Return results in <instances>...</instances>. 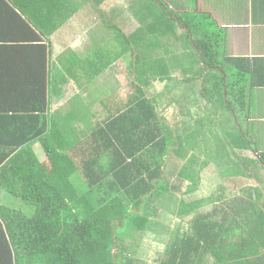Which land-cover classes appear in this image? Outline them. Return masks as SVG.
Returning a JSON list of instances; mask_svg holds the SVG:
<instances>
[{
	"label": "trees",
	"instance_id": "obj_1",
	"mask_svg": "<svg viewBox=\"0 0 264 264\" xmlns=\"http://www.w3.org/2000/svg\"><path fill=\"white\" fill-rule=\"evenodd\" d=\"M79 1L100 17L101 21L90 16V25L97 27L100 21L105 26V0ZM79 4L78 0H0V13L33 20L43 37L74 16ZM107 5V12L115 13L114 25L110 24L117 31L113 30L114 44L127 57L134 89L126 103L107 107V264H146L125 239H141L149 229L168 232L163 224L158 230L159 222L154 221L160 209L167 210V193L176 196L173 213L186 224L183 230L175 228L172 242L152 264H264V153L256 149L247 129L248 90L253 84L245 59L223 56L224 31L206 14L178 13L164 0H152V5L145 0H107ZM161 37L192 47L197 66L193 76L179 80L171 75L173 69L160 50L164 46L169 56L179 54L171 45L166 48L171 42ZM100 50L95 54L105 57ZM104 66L89 67L87 76ZM180 71L185 73L182 66ZM137 74L146 80L144 87ZM184 79L187 88L194 79L200 81L201 96L214 100L213 107L220 106L229 117L228 138L218 137L222 151L215 155L220 154L224 163L232 161L238 176L246 177L242 164L250 169L248 176L254 174L259 184L250 192L229 196L222 189L190 201L179 197L194 190L203 170L204 161L188 155L195 148L201 155L204 152L197 145L200 132L195 125H204L206 118L209 125L215 120L212 114L201 116L199 108L184 134L180 125L166 121L159 83L174 80L181 87ZM29 99L38 105H17ZM48 100L45 66L42 91L33 96L0 94V189L18 203L0 202V264H105V99L95 107L100 120L84 137L76 134L72 113L61 122L51 116ZM176 110L187 113L188 108L178 102ZM192 134L195 139L190 143ZM246 150L257 152L256 157H245ZM177 159L181 161L175 168ZM229 162L223 164L227 176L233 173ZM185 181L189 192L182 189ZM206 205L209 209L203 210Z\"/></svg>",
	"mask_w": 264,
	"mask_h": 264
},
{
	"label": "crops",
	"instance_id": "obj_2",
	"mask_svg": "<svg viewBox=\"0 0 264 264\" xmlns=\"http://www.w3.org/2000/svg\"><path fill=\"white\" fill-rule=\"evenodd\" d=\"M108 1L113 2V0ZM167 1L168 3H166L170 9L178 13L189 12L208 15L216 27L224 31L223 56L245 59L244 65H246L247 75L252 78L250 80L251 84H253V88L248 90L247 113L249 117L247 118V129L253 141L257 142L258 148L256 149L264 153V0ZM79 3L80 6H86L85 1H79ZM16 10L21 16L23 15L19 6H17ZM90 24L89 18L81 19V17H78L77 11L74 16L57 30L49 34L44 33L42 37V30L38 28L33 20L27 18L14 19L11 15L8 16L4 12L0 13V94L3 95L4 93L15 91L33 96L38 91H42V67L45 66L49 113L51 116H54V119L56 117L61 122L70 113L68 108L71 101L81 103L80 106L76 107L89 109L88 114L91 118L89 120L91 126L84 131L85 134H88L92 123L100 120V115L95 111V107L100 101L105 99V87H103V91L97 87L100 82H105V66L95 74H92L91 78L90 75L87 76L91 72L90 68L95 70L97 67L96 64L99 56L95 54V50L102 46L105 47L103 42L101 43L102 38L96 33V27ZM43 45L46 46L45 55H43ZM113 62L112 68L119 75L121 74L122 81L127 83L131 90L122 83L120 76H118L120 85L122 84L124 87L122 89L123 92H120L118 89L114 91L107 89L108 108L116 103L118 106L121 103H126L132 90L134 91L132 89L133 85L128 83L129 74L126 55L120 54L116 56ZM83 68L86 71H82L81 69ZM179 73H181V77L177 76ZM110 75L111 65H108L107 78H110ZM171 75L179 80H183L185 73L178 69L177 71L173 70ZM189 76L187 75L186 77ZM169 81L174 82V80ZM195 83L196 80L192 85H195ZM200 88L198 92H195L194 88L190 86L188 89L191 91V94L187 95L184 101H182L187 107H191L193 115L194 112L198 113L199 108H202L201 103H197L202 99ZM128 90L129 93L127 94ZM168 99L169 94L160 102V108L166 107L170 110L174 107L176 109V104L171 105ZM2 104L1 102L0 105ZM17 105L34 108L38 104L35 100L29 99L27 102L24 101L23 104L17 103ZM57 109L58 113L56 115ZM72 114L75 118H78L80 112L77 111ZM213 116L215 118L216 115ZM249 125H252L251 132ZM187 130L190 129H181L183 134ZM84 132L80 136H83ZM35 150L38 155L39 152H42L38 147H35ZM214 150L217 153V149ZM251 154L256 157L257 152ZM243 155L247 158L248 156L252 157V155H247V153ZM228 162L221 163L218 159L210 160L207 163L203 162V170L199 177V182L192 193L201 194L203 176L208 172L213 171V179L215 181L217 178L219 180L223 178H240L241 176L236 174L238 168L235 169L236 166L232 161L228 165L232 167L233 173L228 176L224 175L227 167L223 164ZM244 166L242 164L241 168L247 174L246 177L243 175L242 177L252 182L251 187L248 188V185L246 186L247 192H250V188L259 184L254 174H252L253 176H248V173H251V171ZM189 186V183L185 182V185H182L183 191L189 192ZM242 190L244 189L240 191ZM235 193L229 192L225 194H231L229 196H232ZM199 198V196H196L194 199Z\"/></svg>",
	"mask_w": 264,
	"mask_h": 264
},
{
	"label": "rangeland",
	"instance_id": "obj_3",
	"mask_svg": "<svg viewBox=\"0 0 264 264\" xmlns=\"http://www.w3.org/2000/svg\"><path fill=\"white\" fill-rule=\"evenodd\" d=\"M114 1V0H113ZM147 3H150L152 5V0H145ZM165 2L168 3L167 0H164ZM79 2V0H78ZM166 3V4H167ZM114 4V3H112ZM123 3L120 4V6H122ZM124 6V5H123ZM110 6H107V9ZM112 7L115 8V6L113 5ZM117 8V7H116ZM111 14V16L107 15L108 19H112V20H107V25L109 24V26L107 27V62L109 63V65H111V75L110 78H107V89H109L110 91H114L116 89L120 90V92H123L122 89L124 88L122 86V84L120 85V82L118 81V76H120V79L122 81L121 78V74L119 75L117 73L116 70H114V68H112V64L114 63V57L115 55L119 56V50H118V46L114 44V39L115 37V32L116 31L114 29V27H111L110 24H113V15H115V13H111V12H107V14ZM78 15H80L81 19H85V18H89L90 16H94L96 19L100 20V17L98 16V13L96 12V16L93 12V9L91 6H80V4L78 5ZM101 21V20H100ZM100 21H98L96 24L98 25L96 27V33L97 35H99L102 39H101V43L103 42V44L105 45V26L101 23H99ZM119 26H123L122 23L120 21H117ZM114 30V31H113ZM182 30V29H181ZM180 29L178 30V32L181 31ZM117 32V31H116ZM140 35L139 37H137V39H141ZM156 39V37H153L152 40L154 41ZM163 42H167L170 41V44H167L165 47L168 48L170 45V48L173 46V50L175 51L176 54H179L178 57H171L168 55L167 52H165V48L164 46L161 48L160 50V54H162V56L167 59L168 62V68L170 69V67H172L173 70H180L181 66L184 68L185 71V76L190 75L193 76L196 72L197 69L195 67L196 64H193L194 60H193V56L195 55V53L193 52L192 47L185 45L182 46L181 44H179L177 42V44L173 45L174 41L172 40L171 37H161L160 38ZM142 40V39H141ZM140 40V41H141ZM138 41V42H140ZM110 43V44H109ZM142 43V42H141ZM149 43V42H148ZM183 52H181V50ZM101 49V50H100ZM154 49V48H153ZM157 49V48H156ZM99 50L104 53L105 56V47H101L99 48ZM151 50V49H150ZM180 51V52H179ZM115 54V55H114ZM168 55L167 57L165 55ZM171 55V54H170ZM101 65L102 63H105V57H99V60L97 61V66ZM126 64L128 65V63L126 62ZM140 64V61H139ZM136 69V66H135ZM134 69V70H135ZM137 71L139 72V70L137 69ZM114 72V74H113ZM130 72V71H129ZM121 73V72H120ZM181 73L177 74L178 77L180 76ZM130 76V75H129ZM132 77V76H131ZM174 77V76H173ZM137 78L141 81V84L143 85V87L145 86L144 81H146L144 79V77H142L140 74H137ZM176 78V77H175ZM196 79L193 80V82H195ZM187 81L184 79V81L182 82V86L180 87L179 84H176L175 82H170L169 80H166V82L164 83H159L161 85L160 87V91L163 90V94L165 96V98L167 97V95L169 94V99L168 101L170 102L171 105H175L178 102H182L184 101L185 97L191 94V91L185 86V83ZM193 82L190 83V86L192 88H194L195 92L199 91V88L201 87L200 85V81H197L195 83V85H192ZM122 83L124 85H126V87L130 89V86L127 85V83L123 82ZM128 83H130V77L128 78ZM175 84V85H174ZM173 86V87H172ZM101 91H103V87H105V82H100L97 86ZM148 92H149V88L147 87ZM129 90L127 91V94L129 93ZM158 94H160V98L162 97V93L157 92ZM201 101L199 100V102H197L198 104L201 103L202 105V115H207V114H212V115H216L215 116V120L209 125V120L203 122L204 125H201L202 123H197L195 126L197 127V129L199 130V139L197 142V145L200 147V152L204 151L202 153V155H200L198 149H194L192 150V153H189L188 155H195V157H201L202 161L204 162H209L210 160H214L213 157H215L216 159H218L219 161H221L222 163V156L219 155H215V150L217 149L218 152H221L222 149L217 147V142H218V137H227L228 138V133L230 132L229 127L231 126V122L229 123L227 121V118L229 119V117H227V115H225L224 111L221 109L220 106L218 107H213V104L215 106V102L214 100L209 99L208 100L212 101L209 102L205 99H203L204 97H201ZM193 104V102H191ZM84 104V103H83ZM70 107L68 108V111L70 113H75L77 111L80 112V115L78 118H75L74 121V126L75 129L77 131L76 134L81 135L85 130H87L88 127L91 126V122H89L90 115L88 114V110L87 108H79L76 106H80L81 103H76L74 101L70 102ZM203 105H205L203 107ZM188 111L187 113H183L179 110L174 109V107H172V109L168 110L166 107H163V114L166 116L165 119L166 121H168L171 125L173 124H178L180 125V129H188L189 126V122L192 123L193 120V112L191 107H187ZM213 110L215 112V114H213ZM207 111V113H206ZM199 115V113H196L194 116ZM247 119V118H246ZM232 120V117L230 119V121ZM250 127V132H251V128L252 125H249ZM85 134V132H84ZM250 135V134H249ZM195 139V135H191L190 136V143H193ZM254 145V143H253ZM255 146H257V142L255 143ZM35 147H38L39 150L40 149V144H36ZM258 148V147H257ZM249 151L251 150H246L243 153H247V155L251 154ZM239 153H241V151H238ZM206 154V156H205ZM205 156V159H204ZM39 158L41 160L44 159V154L43 152H39ZM180 161L178 160L173 164V167L178 168V165H180ZM213 162V161H211ZM177 163V164H176ZM223 170V169H222ZM206 177V179H205ZM214 177V173L212 172H208L203 176V181H202V192H200L201 194H197V193H186L184 195H179V197H182L185 200H193L194 198H196V196L199 197H205L208 196L211 192V190L215 191V192H220V190H222L224 188V192L225 193H234V192H238L240 193V190L242 188H245L244 190H247L246 186L248 185V188L251 187V181H249L247 178L245 177H240V178H235V179H231V178H223L222 180H219L218 178L213 179ZM207 180V181H206ZM237 180V181H235ZM206 181V182H205ZM186 182V181H185ZM185 182L182 185H185ZM248 183V184H247ZM167 193V192H166ZM237 193V194H238ZM169 196V200L168 204H167V210L163 211L162 209H160L159 211V215L155 217L154 221L159 222V226H158V230L161 228L160 225H166L168 228V232H164L163 233H157L155 230H147L141 239L139 238H134V240L132 239H128V237L125 239V241L127 243H130L133 248H135L137 254L139 257H141L142 259H145L146 264H152L155 263V259H157L159 256L162 255L164 249L166 248V244L169 242H172L173 240V236L171 234H173V232L175 231L176 227H180V230H183L184 226L186 223L184 222H180V219L176 217V215H174L173 210H175V208H177V204H174L176 202V196L175 195H169V193H167ZM11 198V199H10ZM159 198V197H158ZM16 198H12L10 197V195L5 192V190L0 189V202L4 203V204H12L18 206V203L14 202ZM13 202H12V201ZM162 200H166V198H162ZM158 205V204H157ZM209 205H206L203 207V210H208L209 209ZM180 223H183V225H181Z\"/></svg>",
	"mask_w": 264,
	"mask_h": 264
},
{
	"label": "water",
	"instance_id": "obj_4",
	"mask_svg": "<svg viewBox=\"0 0 264 264\" xmlns=\"http://www.w3.org/2000/svg\"><path fill=\"white\" fill-rule=\"evenodd\" d=\"M115 251H116V250L113 251V254H115Z\"/></svg>",
	"mask_w": 264,
	"mask_h": 264
},
{
	"label": "flooded vegetation",
	"instance_id": "obj_5",
	"mask_svg": "<svg viewBox=\"0 0 264 264\" xmlns=\"http://www.w3.org/2000/svg\"><path fill=\"white\" fill-rule=\"evenodd\" d=\"M169 123V122H168ZM170 124V123H169Z\"/></svg>",
	"mask_w": 264,
	"mask_h": 264
}]
</instances>
